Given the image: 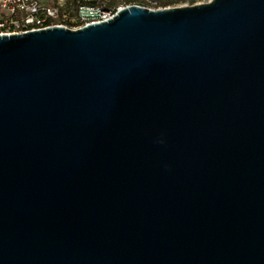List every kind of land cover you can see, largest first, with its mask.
<instances>
[{"label":"water","instance_id":"obj_1","mask_svg":"<svg viewBox=\"0 0 264 264\" xmlns=\"http://www.w3.org/2000/svg\"><path fill=\"white\" fill-rule=\"evenodd\" d=\"M0 264H264V0L0 35Z\"/></svg>","mask_w":264,"mask_h":264},{"label":"built area","instance_id":"obj_2","mask_svg":"<svg viewBox=\"0 0 264 264\" xmlns=\"http://www.w3.org/2000/svg\"><path fill=\"white\" fill-rule=\"evenodd\" d=\"M88 1L77 0L76 9L71 16L69 12L63 10L59 2L54 4L52 0H0V35L50 26L75 30L84 25L106 21L122 8L102 7L89 4ZM139 6L147 7L143 4Z\"/></svg>","mask_w":264,"mask_h":264},{"label":"rangeland","instance_id":"obj_3","mask_svg":"<svg viewBox=\"0 0 264 264\" xmlns=\"http://www.w3.org/2000/svg\"><path fill=\"white\" fill-rule=\"evenodd\" d=\"M113 4H115L114 8L117 7H124L126 5H132L134 3H138L139 5H145L147 6L146 8H150V9H159V8H169V7H179V6H191V4H189L186 1H181L178 2L176 4H169L166 5L164 7L160 6V1L162 0H112ZM208 0H197L195 3H193L192 5L195 4H200V3H205ZM150 2L153 4L151 5ZM63 10H65L66 12H69V14L72 16L73 15V6H72V2L71 0H64V4L62 5Z\"/></svg>","mask_w":264,"mask_h":264},{"label":"trees","instance_id":"obj_4","mask_svg":"<svg viewBox=\"0 0 264 264\" xmlns=\"http://www.w3.org/2000/svg\"><path fill=\"white\" fill-rule=\"evenodd\" d=\"M181 1L182 2L186 1L189 4L192 5L197 0H162V1H160V6L164 7L166 5L176 4V3L181 2ZM53 2H54V4H56L55 0H53ZM71 2H72L73 10L75 11L76 6H77V0H71ZM88 3L89 4H94V5H99V6H102V7H114L115 6V4H113L112 0H89Z\"/></svg>","mask_w":264,"mask_h":264},{"label":"crops","instance_id":"obj_5","mask_svg":"<svg viewBox=\"0 0 264 264\" xmlns=\"http://www.w3.org/2000/svg\"><path fill=\"white\" fill-rule=\"evenodd\" d=\"M44 1H46V0H44ZM49 1H51V0H49ZM53 1V0H52ZM56 2H59L61 5H63L64 4V0H55ZM65 11V10H64Z\"/></svg>","mask_w":264,"mask_h":264}]
</instances>
